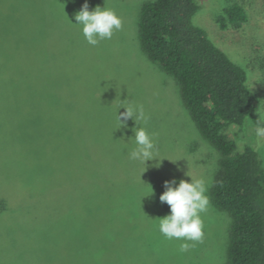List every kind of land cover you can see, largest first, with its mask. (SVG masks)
<instances>
[{
  "label": "rangeland",
  "instance_id": "1",
  "mask_svg": "<svg viewBox=\"0 0 264 264\" xmlns=\"http://www.w3.org/2000/svg\"><path fill=\"white\" fill-rule=\"evenodd\" d=\"M149 1L0 0V61L22 91V102H0V194L20 213L0 219L1 234H8L5 256L18 255L27 233L29 264H226L230 218L209 198L219 155L199 136L173 79L140 50V9ZM85 2L90 11L106 7L121 19L111 39L87 42L74 18ZM233 2L243 6L247 22L240 30H222L219 15ZM200 4L194 24L246 71L259 101L256 117L264 124V0ZM121 106L143 108L146 120L137 124L153 136L157 158L145 164L129 158L137 125L121 116V126ZM258 130L235 135L233 127L225 134L238 149L262 148ZM85 149L101 155L98 162L107 170L98 191L92 184L95 158L85 162ZM191 178L207 188L203 237L167 239L158 229L159 218L170 212L159 199L164 182ZM46 217L57 218L43 228ZM11 225H18L20 237L9 246Z\"/></svg>",
  "mask_w": 264,
  "mask_h": 264
},
{
  "label": "trees",
  "instance_id": "2",
  "mask_svg": "<svg viewBox=\"0 0 264 264\" xmlns=\"http://www.w3.org/2000/svg\"><path fill=\"white\" fill-rule=\"evenodd\" d=\"M201 7L200 0L145 2L139 15L138 45L151 63L173 79L181 104L199 136L219 155L209 198L214 208L230 218L226 264H264V147L251 144L238 149L236 141L225 134L233 127L237 129L235 135L250 128L251 133L253 129H264L256 117L259 101L247 86L246 71L217 48L204 29L194 24L193 18ZM247 19L243 6L233 2L222 9L218 23L222 30H240ZM3 66L0 61V102H22V91L12 74L3 72ZM51 90L57 102L56 87ZM42 95L39 88L37 98L41 102ZM102 142H98L99 146L95 143L102 147ZM80 155L85 162L93 163L95 158L92 184L98 191L107 180L106 167L97 158L101 155L94 156L87 149L80 150ZM80 177L78 180L84 182L82 174ZM19 214L0 194V219ZM56 218L46 217L43 228L50 227ZM18 228V225L8 227L9 246L14 237H20ZM25 235L20 247L14 245L19 249L18 255L7 257L1 247L8 234L0 232V264H29L24 250L28 234Z\"/></svg>",
  "mask_w": 264,
  "mask_h": 264
},
{
  "label": "clouds",
  "instance_id": "3",
  "mask_svg": "<svg viewBox=\"0 0 264 264\" xmlns=\"http://www.w3.org/2000/svg\"><path fill=\"white\" fill-rule=\"evenodd\" d=\"M77 25L81 26L82 33L91 45H96L99 40L111 39L115 30L121 28V19L111 9L97 6L89 10L88 3L85 2L82 8L75 14ZM125 112L117 115V119L122 126L121 116L126 122L132 119L136 127L131 131L134 133L133 140L135 147L129 153L132 160L146 161L157 158L154 155L155 144L153 136L144 127L137 124V121L146 120L142 107H124ZM258 134H264V129L258 130ZM159 166V161L157 162ZM165 191L160 195L161 203H166L170 207V212L158 220V229L167 239H184L190 241H200L203 237V221L200 214L205 212L209 205L206 195V185L203 180L187 181L181 179L178 183L175 179L164 182ZM152 189V188H151ZM153 191V190H152ZM151 191V194H152ZM186 245L181 246L184 250Z\"/></svg>",
  "mask_w": 264,
  "mask_h": 264
}]
</instances>
